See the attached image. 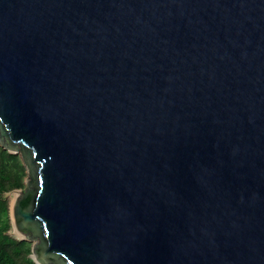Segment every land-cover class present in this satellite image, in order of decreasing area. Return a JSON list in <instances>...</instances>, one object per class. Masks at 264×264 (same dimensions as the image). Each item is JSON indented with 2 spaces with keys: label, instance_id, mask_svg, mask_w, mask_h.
Here are the masks:
<instances>
[{
  "label": "water",
  "instance_id": "1",
  "mask_svg": "<svg viewBox=\"0 0 264 264\" xmlns=\"http://www.w3.org/2000/svg\"><path fill=\"white\" fill-rule=\"evenodd\" d=\"M0 146L36 264H264V0H0Z\"/></svg>",
  "mask_w": 264,
  "mask_h": 264
},
{
  "label": "trees",
  "instance_id": "2",
  "mask_svg": "<svg viewBox=\"0 0 264 264\" xmlns=\"http://www.w3.org/2000/svg\"><path fill=\"white\" fill-rule=\"evenodd\" d=\"M25 177L20 155L0 146V264H36L31 257L32 243L9 234L12 225L7 195L22 189Z\"/></svg>",
  "mask_w": 264,
  "mask_h": 264
},
{
  "label": "rangeland",
  "instance_id": "3",
  "mask_svg": "<svg viewBox=\"0 0 264 264\" xmlns=\"http://www.w3.org/2000/svg\"><path fill=\"white\" fill-rule=\"evenodd\" d=\"M19 154V153H18ZM20 155V154H19ZM29 186V173L26 172V177L24 179V187L20 190H15V191H12L11 193H9L7 195L8 199L10 200V219H11V230L9 232V234L11 236H14L16 238H18L17 236H21L22 238L26 239L29 241V237L26 236V235H22L21 232H19L15 227H14V224H13V218H12V210H13V207H14V204L18 201V199L21 197V195L25 192V190L28 188ZM32 243V245L34 244H37L38 243V240H31L29 241Z\"/></svg>",
  "mask_w": 264,
  "mask_h": 264
}]
</instances>
